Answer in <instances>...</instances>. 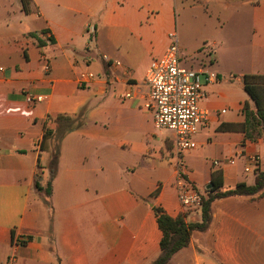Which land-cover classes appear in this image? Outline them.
Masks as SVG:
<instances>
[{"label": "crops", "instance_id": "0c3cea01", "mask_svg": "<svg viewBox=\"0 0 264 264\" xmlns=\"http://www.w3.org/2000/svg\"><path fill=\"white\" fill-rule=\"evenodd\" d=\"M235 2L250 8L257 67L225 71L220 46L206 44L218 68L197 69L218 78L205 88L207 120L196 148L183 155L187 178L203 195L213 180L224 192L254 185L264 172V137L245 134V107H256L243 82L264 75V0ZM176 3L27 0L24 9L22 0H0V264H151L162 239L154 206L201 222L200 209L178 202L174 135L156 130L144 108L146 73L169 47ZM84 71L96 80L80 84ZM29 95L41 101L28 103ZM65 125L72 131L60 139L48 197L49 163ZM48 128L54 135L44 138ZM254 154L258 170L246 172ZM224 156L222 166L212 161ZM169 264H264V198L216 201L209 228L193 231Z\"/></svg>", "mask_w": 264, "mask_h": 264}, {"label": "built area", "instance_id": "2783aa9c", "mask_svg": "<svg viewBox=\"0 0 264 264\" xmlns=\"http://www.w3.org/2000/svg\"><path fill=\"white\" fill-rule=\"evenodd\" d=\"M169 39L170 44L164 56L154 61L146 73L148 95L144 108L153 113L156 130H168L174 135L177 176L175 184L180 206L187 210L200 209L203 194L187 178L183 155L184 152L196 148L194 138L200 126L207 120V114L200 104L207 96L205 88L217 80L218 74L203 68L182 67L176 30L169 34ZM103 59L109 61L107 56H103ZM115 65L119 66L120 63L115 62ZM46 69L49 70V67ZM96 78L94 72L84 71L79 76V83L88 84ZM124 98L131 99V92L126 93ZM38 101H41V97H27L28 103L34 104ZM230 163L234 164V161L231 160ZM249 163L245 168L246 172L258 170L259 155L250 156Z\"/></svg>", "mask_w": 264, "mask_h": 264}, {"label": "rangeland", "instance_id": "374dc122", "mask_svg": "<svg viewBox=\"0 0 264 264\" xmlns=\"http://www.w3.org/2000/svg\"><path fill=\"white\" fill-rule=\"evenodd\" d=\"M14 8L16 7L10 6L11 11ZM175 10V30L182 67H210L216 70L218 67L209 63V54L205 50L206 44L215 43L220 46V65L223 70L239 74L251 73L256 69L257 63L253 54L254 26L248 6L235 0H177ZM10 16L14 18V14ZM87 40L90 42L91 51L99 49L93 26L87 31ZM220 159L212 161L215 165L222 166L221 161L229 160V157ZM193 187L203 193L200 187L194 184Z\"/></svg>", "mask_w": 264, "mask_h": 264}, {"label": "trees", "instance_id": "16d2710c", "mask_svg": "<svg viewBox=\"0 0 264 264\" xmlns=\"http://www.w3.org/2000/svg\"><path fill=\"white\" fill-rule=\"evenodd\" d=\"M22 5L25 9L27 7V0H22ZM243 82L246 93L256 107L255 110L250 109L248 105L245 107L246 137L248 139L262 138L264 137V75H244ZM63 127L58 146L49 163L50 181L45 189L48 197L52 194L53 181L57 175L60 156V139L66 133L72 131L71 126H67V129L66 125ZM52 135H54V130L48 128L44 138ZM221 186V181L213 180L210 189L205 191L200 208L202 215L200 223H188L185 219V215H179L173 218L169 216L163 208L158 206L153 207L159 229L162 232V239L160 242V253L151 264H169L176 253L189 246L193 231H206L210 226L212 220V206L216 201L236 196L251 197L252 199L264 198V172L258 174L255 184L251 186L241 183L234 189L224 192L219 190ZM37 188L40 190L42 189L39 183H37Z\"/></svg>", "mask_w": 264, "mask_h": 264}, {"label": "water", "instance_id": "95a60500", "mask_svg": "<svg viewBox=\"0 0 264 264\" xmlns=\"http://www.w3.org/2000/svg\"><path fill=\"white\" fill-rule=\"evenodd\" d=\"M211 186L208 187V189H210Z\"/></svg>", "mask_w": 264, "mask_h": 264}]
</instances>
